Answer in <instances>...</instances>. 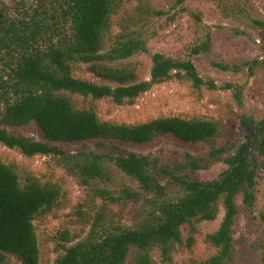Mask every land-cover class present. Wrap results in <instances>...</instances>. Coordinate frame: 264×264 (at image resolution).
I'll return each mask as SVG.
<instances>
[{
    "label": "trees",
    "instance_id": "trees-1",
    "mask_svg": "<svg viewBox=\"0 0 264 264\" xmlns=\"http://www.w3.org/2000/svg\"><path fill=\"white\" fill-rule=\"evenodd\" d=\"M63 24L71 27V33L60 34L57 42L42 48L33 45L30 37L20 35L6 27V14L0 4V29L5 39L0 40L2 49H8L5 71L7 78L0 77V142L9 148H17L27 156L52 154L60 159L68 172L83 185L111 178L110 164L138 181L144 192L155 195L146 200L144 217L135 228L114 225L104 213L97 214L87 237L67 245L72 237L67 230L59 233L62 252L56 264H125L129 253L135 251L134 264H155L151 251L159 247L164 260L171 259V249L182 241L181 227L199 221L217 218L220 201L225 213L223 220L209 241L218 253L201 264H229L234 256L233 225L238 214L236 197L243 194V203L253 206L256 200L258 163L250 157L252 151L264 155V117H245L242 124L252 127L245 140L235 152L224 156L227 169L221 177L212 181L192 179L177 173L178 169L200 170L205 159L186 155L185 162L173 166H160L158 160L136 152H115L112 145L107 153L81 151L70 153L49 142L84 143L89 140H113L135 144L147 143L161 136H171L182 143L212 141L221 134V124L214 119L184 116H162L138 124L115 123L101 120L92 109H77L65 92L92 96L94 99L110 97L122 105L133 103L153 85L173 76L187 78L194 88L232 89L234 97L242 103V89L227 83L218 86L214 79L204 80L191 59L167 57L160 52L152 54L150 79L136 82L137 73L131 64L113 65V62L132 57L138 52H148L146 41L132 33L122 32L108 48L107 34L111 17L119 7L120 0H60ZM186 0H178L183 4ZM194 17L200 21L199 15ZM258 25L263 22L255 20ZM37 27L49 28L46 24ZM35 35L33 34L32 39ZM212 49L211 35L195 44L191 54L200 55ZM88 64L98 75L121 84L111 87L75 78L72 65ZM261 62L249 64L248 76L254 75V67ZM264 65V64H261ZM222 71L238 72L239 65L212 62ZM63 92V93H61ZM2 107V106H1ZM34 122L47 141H40L14 128ZM101 144V143H100ZM101 146V145H100ZM226 154L224 147H212L208 155L215 159ZM158 170L167 183L163 184L155 171ZM177 185L181 195L173 198L167 185ZM102 195H109L105 188H95ZM129 198L138 194L126 187ZM62 195L57 183H43L29 174L21 181L17 167L0 158V264L6 262V253L16 255L24 264H39L40 246L34 220L37 214L52 207ZM115 200V197H111ZM194 229V228H193ZM191 239V238H190ZM264 244V242H263ZM264 261V256H263Z\"/></svg>",
    "mask_w": 264,
    "mask_h": 264
},
{
    "label": "rangeland",
    "instance_id": "rangeland-1",
    "mask_svg": "<svg viewBox=\"0 0 264 264\" xmlns=\"http://www.w3.org/2000/svg\"><path fill=\"white\" fill-rule=\"evenodd\" d=\"M6 14V27L20 35L31 38L33 45L48 47L57 42L60 34L71 33L69 24L64 23L60 0H0ZM200 16L198 21L194 15ZM264 0H120L119 7L111 17V27L107 34L108 48L115 37L122 33H132L146 41L148 52H138L132 57L113 62V65L131 64L137 73L136 82L150 79L152 54L160 52L167 57L191 59L204 80L214 79L218 86L227 83L242 89V103L234 97L232 89L194 88L187 78L173 76L171 79L153 85L139 95L133 103L119 105L112 98L94 99L65 92L77 109H92L101 120L115 123L138 124L162 116H184L214 119L221 124V134L212 141L202 143H182L171 136H161L147 143L135 144L113 140H89L84 143L49 142L70 153L94 151L107 153L112 145L115 152L125 154L136 152L158 160L160 166H173L185 162L186 155L204 158L206 164L200 170L178 169L192 179L212 181L221 177L227 169L223 158L236 151L245 140L252 127H245L242 120L253 116L264 117ZM46 24L49 28L37 27ZM33 34L35 35L32 39ZM211 35L212 49L200 55L191 54V48ZM5 39L0 29V40ZM8 49L0 46V77L7 78L4 60H10ZM254 67V75L248 76L249 64ZM212 62H226L241 66L240 71H222L212 66ZM75 78L96 84L116 87L121 83L105 78L92 71L88 64L72 65ZM63 93V92H61ZM2 106V107H1ZM3 103L0 102V114ZM12 132L22 133L40 141H47L40 128L34 123L14 128ZM101 143V144H100ZM101 145V146H100ZM226 148V154L210 159L212 147ZM250 157L258 163L256 200L253 206L243 203V194L236 197L238 214L233 225L234 256L229 264H264V155L252 151ZM0 158L17 167L21 181L32 174L43 183H57L62 195L50 208L42 210L34 220L40 246L39 264H56L62 252L59 233L67 230L72 237L67 245L87 237L97 217L103 212L107 221L114 225L135 228L142 221L147 208L146 200L155 194L144 192L137 180L110 164L111 178L99 180L91 185H83L78 177L70 174L60 159L52 154L27 156L17 148H9L0 142ZM163 184L167 178L155 171ZM128 187L138 194L137 199L129 198L124 189ZM168 193L175 198L182 191L177 185H167ZM95 188L109 190L102 196ZM111 197H115L112 200ZM224 207L219 204L217 218L199 221L181 227L182 241L171 249V259L164 260L159 247L151 251L155 264H201L218 253V248L208 239V235L218 230ZM194 228V229H193ZM191 238V239H190ZM9 264H24L16 255L6 253ZM135 263V251H131L125 264Z\"/></svg>",
    "mask_w": 264,
    "mask_h": 264
}]
</instances>
